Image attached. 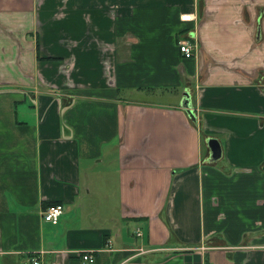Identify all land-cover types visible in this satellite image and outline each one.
<instances>
[{"label":"crops","instance_id":"crops-1","mask_svg":"<svg viewBox=\"0 0 264 264\" xmlns=\"http://www.w3.org/2000/svg\"><path fill=\"white\" fill-rule=\"evenodd\" d=\"M0 97V264H264V0H0Z\"/></svg>","mask_w":264,"mask_h":264},{"label":"built area","instance_id":"built-area-1","mask_svg":"<svg viewBox=\"0 0 264 264\" xmlns=\"http://www.w3.org/2000/svg\"><path fill=\"white\" fill-rule=\"evenodd\" d=\"M181 19L183 21L196 22L197 15L193 12H187L182 14ZM196 26L188 30L185 34L179 37V48L182 54L187 57H193L197 51V36H196ZM65 207L62 203H55L48 206L44 212L43 217L45 220L57 224L60 221L61 215L63 214ZM83 264H94L95 263V251L94 250H83L80 252ZM33 264H40L38 256L32 257Z\"/></svg>","mask_w":264,"mask_h":264},{"label":"water","instance_id":"water-1","mask_svg":"<svg viewBox=\"0 0 264 264\" xmlns=\"http://www.w3.org/2000/svg\"><path fill=\"white\" fill-rule=\"evenodd\" d=\"M261 33V29H258V35H260ZM183 104L186 108V111L189 115L190 118H192L193 120H196V113L195 110L192 106V102H191V94L187 91L185 92V99L183 100ZM208 145L211 149V160L215 161L217 159H219L222 155V149H221V143L218 139L216 138H209L208 139ZM263 170H264V166H263Z\"/></svg>","mask_w":264,"mask_h":264},{"label":"trees","instance_id":"trees-1","mask_svg":"<svg viewBox=\"0 0 264 264\" xmlns=\"http://www.w3.org/2000/svg\"><path fill=\"white\" fill-rule=\"evenodd\" d=\"M192 28V27H191ZM191 28H187V29H185L184 31H182V33L184 32V33H186L188 30H190ZM55 203H60V202H58V201H56V202H48L47 203V205H46V208L48 207V206H50L51 204H55Z\"/></svg>","mask_w":264,"mask_h":264},{"label":"rangeland","instance_id":"rangeland-1","mask_svg":"<svg viewBox=\"0 0 264 264\" xmlns=\"http://www.w3.org/2000/svg\"><path fill=\"white\" fill-rule=\"evenodd\" d=\"M0 99H4V98L0 97ZM29 101H30V97H29ZM105 160H106L105 162H109L110 163L111 158H106ZM115 166H116V164H115Z\"/></svg>","mask_w":264,"mask_h":264}]
</instances>
